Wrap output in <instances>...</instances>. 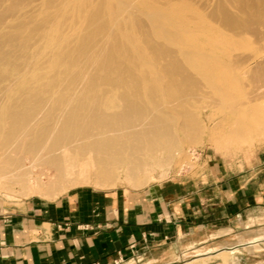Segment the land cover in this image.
I'll return each mask as SVG.
<instances>
[{
	"label": "bare ground",
	"instance_id": "obj_1",
	"mask_svg": "<svg viewBox=\"0 0 264 264\" xmlns=\"http://www.w3.org/2000/svg\"><path fill=\"white\" fill-rule=\"evenodd\" d=\"M263 77L264 0H0V189L33 166L54 188L135 182L176 124L197 142L199 102L251 117Z\"/></svg>",
	"mask_w": 264,
	"mask_h": 264
},
{
	"label": "crops",
	"instance_id": "obj_2",
	"mask_svg": "<svg viewBox=\"0 0 264 264\" xmlns=\"http://www.w3.org/2000/svg\"><path fill=\"white\" fill-rule=\"evenodd\" d=\"M203 179L135 191L79 188L3 206L0 264H172L197 246L239 247L227 241L251 235L250 219H264V159ZM229 229L236 233L224 238Z\"/></svg>",
	"mask_w": 264,
	"mask_h": 264
},
{
	"label": "rangeland",
	"instance_id": "obj_3",
	"mask_svg": "<svg viewBox=\"0 0 264 264\" xmlns=\"http://www.w3.org/2000/svg\"><path fill=\"white\" fill-rule=\"evenodd\" d=\"M263 85L264 77L252 86V90H256L255 92H257V95L260 97H258L259 101L257 100L255 102L253 113L251 111H246L247 115H251V117H248L250 121L247 118L243 123H241L238 116L232 115L228 110L222 111L215 104L205 103L204 101H201L202 103L199 102L195 111L196 113H200L198 114L202 116L203 122L200 125L201 134L197 142L187 143L185 135L178 129L176 124L174 127L176 133H173L176 134L174 136L181 140L182 143L178 140L179 146L175 149V153L173 152L171 155L168 153H160V155H158L160 160L168 158L166 162H168L169 166L165 162L163 166L155 167L152 169L153 171L150 170V172L140 177L135 182L119 179V181L117 180L113 184L107 186L99 185L92 179L84 182H74L73 184L69 183L68 185H64L62 189L61 187L59 188V186L54 188V185H51L54 182V170L52 168L33 166L31 168L32 172H34V175L38 174L40 179L37 177L39 182L35 180V176H31L33 173L29 174V176L27 175L29 177L27 178L29 179L27 187L31 188L37 184V189H34V193L32 192V188L31 192H29L27 187L28 190L26 188L24 189V185L21 184L22 188L16 182V184H11L13 188L11 191H9V187L4 188L1 186L0 208L3 206L15 208L19 204L31 199H41L45 201L54 200L69 191L79 188H90L103 191L115 189L135 191L152 185L162 186L175 183H181L183 186H190L197 183L198 186H201V184H205L203 176L206 173L209 174L211 170L227 168L229 173H237L239 170L243 171L251 166H255L259 160L264 159ZM244 129H249L251 132L244 131ZM50 182L52 183L50 184ZM3 188L7 190L4 192ZM244 226H247L249 230L255 231L251 235H240L238 239L234 241L228 240L227 244L225 243L228 246L237 243L240 245L239 247H224L235 249L197 258L195 256L196 252H194L195 248L199 249L200 253H205L209 250H220L219 247L217 248L216 244H214L216 245L215 247L207 248L197 246L191 251L178 256V260L192 259L193 261L191 260L192 262L188 264H262L257 262L263 259V255L261 254L264 252V244L256 243L252 246H245V243L252 238L264 237V219H250L248 222L244 223ZM235 233L236 232L233 233L229 229L222 231L220 234H228L224 238L229 239Z\"/></svg>",
	"mask_w": 264,
	"mask_h": 264
}]
</instances>
